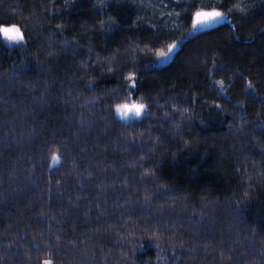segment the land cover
Segmentation results:
<instances>
[{
	"label": "trees",
	"instance_id": "trees-1",
	"mask_svg": "<svg viewBox=\"0 0 264 264\" xmlns=\"http://www.w3.org/2000/svg\"><path fill=\"white\" fill-rule=\"evenodd\" d=\"M153 1L0 0V264H264V0Z\"/></svg>",
	"mask_w": 264,
	"mask_h": 264
},
{
	"label": "snow or ice",
	"instance_id": "snow-or-ice-1",
	"mask_svg": "<svg viewBox=\"0 0 264 264\" xmlns=\"http://www.w3.org/2000/svg\"><path fill=\"white\" fill-rule=\"evenodd\" d=\"M223 16V13L218 11H211V12H197L195 14V17L193 18V28H197L198 26L202 24H206L209 21H214ZM0 35H2L5 40L15 42V43H21L24 40V35L21 29L15 25H12L10 27L7 26H0ZM178 47V44H172L168 48V52H160V56H167L169 53L174 51V49ZM145 105L143 104H137L133 102L132 104H123V105H117L116 111L120 113L121 119H126L129 117L130 113H134L136 117H140L142 111L144 110ZM54 161H59L60 157L54 155L52 157ZM44 264H52L51 261H44Z\"/></svg>",
	"mask_w": 264,
	"mask_h": 264
},
{
	"label": "rangeland",
	"instance_id": "rangeland-1",
	"mask_svg": "<svg viewBox=\"0 0 264 264\" xmlns=\"http://www.w3.org/2000/svg\"><path fill=\"white\" fill-rule=\"evenodd\" d=\"M197 12H211V11H208V10H198ZM196 12V13H197ZM219 12V11H218ZM221 12V11H220ZM195 13V14H196ZM221 13H223V12H221ZM194 17H195V15H194ZM214 22L213 21H209L208 23H206V24H202V25H200V26H198L197 28H193V22H192V27H191V29H190V34H195V33H197V32H199V31H201V30H204V29H207V28H209V27H211L212 25H214L213 24ZM17 27H19V26H17ZM20 28V27H19ZM21 29V28H20ZM21 31H22V29H21ZM3 37V36H2ZM3 39L5 40V38L3 37ZM5 41H7V40H5ZM7 42H9V43H15V42H11V41H7ZM175 50H176V48L174 49V51H172L171 53H169L167 56H159L158 58H157V61L155 62L157 65H163V64H165V63H167L172 57H173V55H174V52H175ZM166 53L168 52V50L167 51H165ZM129 104H132V102L131 103H129ZM119 115H120V113H118ZM121 116V115H120ZM132 117H135V114L134 113H130L129 114V117L128 118H132ZM56 156H58V155H56Z\"/></svg>",
	"mask_w": 264,
	"mask_h": 264
},
{
	"label": "bare ground",
	"instance_id": "bare-ground-1",
	"mask_svg": "<svg viewBox=\"0 0 264 264\" xmlns=\"http://www.w3.org/2000/svg\"><path fill=\"white\" fill-rule=\"evenodd\" d=\"M153 1V0H152ZM133 1H131V3H132ZM146 2V1H145ZM151 1H149V3H150ZM154 2V1H153ZM138 3V2H137ZM147 3V2H146ZM137 6V5H136ZM152 8H154V6H152ZM138 9V8H137Z\"/></svg>",
	"mask_w": 264,
	"mask_h": 264
},
{
	"label": "water",
	"instance_id": "water-1",
	"mask_svg": "<svg viewBox=\"0 0 264 264\" xmlns=\"http://www.w3.org/2000/svg\"><path fill=\"white\" fill-rule=\"evenodd\" d=\"M218 20V19H217ZM217 20H214L213 22L215 23V22H217Z\"/></svg>",
	"mask_w": 264,
	"mask_h": 264
}]
</instances>
